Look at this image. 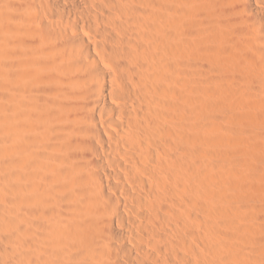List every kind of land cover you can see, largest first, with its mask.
I'll return each instance as SVG.
<instances>
[{
    "label": "bare ground",
    "instance_id": "6f19581e",
    "mask_svg": "<svg viewBox=\"0 0 264 264\" xmlns=\"http://www.w3.org/2000/svg\"><path fill=\"white\" fill-rule=\"evenodd\" d=\"M0 264H264V0H0Z\"/></svg>",
    "mask_w": 264,
    "mask_h": 264
}]
</instances>
